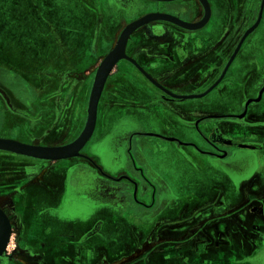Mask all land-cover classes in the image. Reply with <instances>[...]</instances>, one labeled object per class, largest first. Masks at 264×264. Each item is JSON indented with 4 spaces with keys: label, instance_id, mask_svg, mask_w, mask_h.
<instances>
[{
    "label": "crops",
    "instance_id": "crops-1",
    "mask_svg": "<svg viewBox=\"0 0 264 264\" xmlns=\"http://www.w3.org/2000/svg\"><path fill=\"white\" fill-rule=\"evenodd\" d=\"M23 1L10 0L6 6L5 1L0 2V15L7 14L0 20V38L8 39L9 43L16 34L22 38H42L41 42L32 43L37 51L29 53L31 60L37 56L34 59L40 62L21 63L24 66L21 67L0 60V91L4 93V98H0V138L37 144L44 133L41 137L34 136L33 131L43 130L42 122L48 114L55 116L52 107L45 103V97L57 88L54 80L64 76L65 85L73 82L75 75L92 66L94 54L103 55L113 48L121 33L112 39L115 26L119 24L122 31L127 23L121 13L113 11V16L111 13L113 5L122 8L120 0H32V6L38 9L34 20L27 17ZM211 1L214 11L210 22L200 29L190 30L187 45L173 34L164 40V44L159 43L162 51L157 50L160 54L182 55L187 49L192 62L200 66L197 79L187 81L191 90L187 104L180 106L187 111L184 116L170 114L164 102L148 96L130 115L138 127L130 125L129 128L123 124L127 117L119 107L96 113L95 128L89 141L90 144L101 141L104 146L100 150H107L111 142L124 141L133 129L139 131L134 138L137 139L136 145L158 176L156 180L150 178L146 182V194H140L138 182L125 176L117 178L121 167L108 164L106 157L101 156L98 161L96 153L56 162L52 172L48 173L47 169L39 172L37 166L17 164L14 154L0 152V185L3 182L9 198L19 199L25 222H30L27 215L31 214L33 225L28 234L32 239H40L39 229L43 223L59 229L63 237L68 235L70 240L78 239L97 225L98 231L89 241L79 245L77 240L68 242L67 238V243L64 242L60 250L56 248V252L49 250L51 235L46 240L41 239L39 245L47 248L45 261L58 260L64 253L71 254L75 250L78 256L81 252V255H87L95 250L97 242L112 247L124 238L121 246H126L129 240L123 236V231H137L147 223L158 227L164 220L173 221L187 213L190 218L183 224L187 226L182 228L187 232L174 235L175 244L172 245L195 255L194 259L187 260V264H264V99L257 104L264 86L249 107L248 124L232 119L239 118L236 115L240 108V89L257 84L259 80L256 79L260 76L264 81V1L253 0L257 15L242 24L239 22L235 49L228 43L219 54L209 56L211 35L229 28L225 24L231 22V25L234 17H240V12L235 14L231 7L242 9L246 2ZM190 5V17L196 18L198 8L193 3ZM156 8L157 5L149 4L142 9L144 13L139 11V15ZM222 8L225 9L223 17L217 11ZM175 14L187 17V10ZM141 27V32L155 31L149 23ZM111 29L112 33L109 32ZM170 30L178 31L175 28ZM219 34L224 40L229 37L226 32ZM34 72L39 75L35 77ZM167 81L171 83V80ZM172 106L176 109L178 105ZM70 119L71 115L68 116ZM32 120L38 121L32 123ZM71 124L75 122L72 120ZM186 125L187 128L183 127ZM164 126H170L175 133L182 131L181 135L186 133L187 142H190L187 148H180L172 142H178L177 139L163 138ZM94 133L96 139L93 141ZM204 137L220 144L219 148H225L226 152L219 157L217 150L203 143L207 142ZM246 151L254 152L256 159H242ZM152 157L155 160L152 161ZM121 187L126 194H118ZM158 191L160 198L165 199L162 218L157 216L144 222L140 216L154 211ZM43 211H48L46 217L40 215ZM33 248L29 244L19 247L17 257L26 264L42 261L41 254H34ZM121 250L122 247L111 253L106 261L125 264L133 259L130 253L120 254ZM52 253L56 254L53 256ZM178 261L181 264L182 261ZM145 263L165 264L158 257Z\"/></svg>",
    "mask_w": 264,
    "mask_h": 264
},
{
    "label": "flooded vegetation",
    "instance_id": "flooded-vegetation-1",
    "mask_svg": "<svg viewBox=\"0 0 264 264\" xmlns=\"http://www.w3.org/2000/svg\"><path fill=\"white\" fill-rule=\"evenodd\" d=\"M206 2L208 6V19L205 25L210 22V17L214 11V6L211 5L212 1L206 0ZM190 3L195 4L198 8L199 13H195L196 18L190 17ZM149 4L157 5V8L155 10H148L143 15L149 13L166 14L175 17L185 23H197L201 21L205 16V8L199 0H172L168 2L155 0H120V5L122 8L118 9L116 8V5H113L111 13L112 16L113 11L115 13H119V15L121 13L123 21L125 20L126 23L129 24L130 22L143 16L139 15V11L142 12V9H144L146 6H149ZM219 4H222V1H220ZM244 6L245 7L242 9H237V6L231 7L235 14H239L240 12V17H234L232 21L233 23L231 25H229L231 22L225 24L229 27L224 30V32L227 33V36H229L227 39L225 38L226 40L220 38L222 34L219 33L224 32H219L217 34L211 35L212 40H208V46H210V50L208 51L210 52L208 54L209 56L211 54H219L222 51V48H224L228 43L230 47L233 46L235 49V40L238 36L239 22L240 24H242L243 22H247L257 15V13H255L254 11L253 0L251 3L250 0H246ZM185 9L187 10V17L176 16V11L183 12L185 11ZM217 11L221 14V17H223L225 9H217ZM119 15L116 17H119ZM149 24H152L155 27V31L141 32L140 30L142 29V27H140L135 30L127 39L124 50L125 58L117 63L115 69L107 77L97 107L98 113H104L107 111V109L110 110L114 109L115 107H119L121 111H123V114L127 117V119L125 118L126 120H123V124H127L129 128L130 125L131 127H138V125L133 122L136 120H132V117H130V115L132 116V113H134L135 109H137V106L141 105L142 100H144L145 96H148L149 99L159 98L162 102H164V106L167 108L170 114H178L180 116H184L187 111L185 112V110L183 108H180V106L184 107L187 104V95L191 90L190 83H187V81H194L195 79H197V70L200 68L199 64H197L196 62H192V60L190 59V55L187 54V49L182 55H169L165 53L160 54L157 52V50L162 51V49H159V43L164 44V40L169 39V37H171V35L173 34L178 35L177 39L183 40L187 45V39L189 37L190 30L182 28L179 25L168 21H154ZM210 25L211 24H209V27ZM173 28L177 29L178 31H171L170 29ZM243 32L241 33V35L244 34ZM213 37H216V39L214 40ZM153 44V47L146 48V46ZM108 51L109 50H107L103 54V56L106 55ZM95 57L96 56L94 54V59ZM169 59L170 61H168ZM226 63L223 64L222 69L224 68ZM161 65H164V67H161ZM85 73L86 69L85 71H82L75 75L73 82H68L71 84L67 83V85H65L64 83V76L58 78L59 80H54L55 83L57 82V85L55 86L57 88H55L51 95L49 94L47 97H45V103L47 102V105L49 104V106L52 107L55 116L50 117V114H48L46 119L42 122V127L45 126L43 130L41 132L33 131V133H36L34 134V136L40 135L41 137L44 133L41 141L34 145L62 146L66 144L64 143L62 138L65 136L66 131L70 128L69 124H71V121L73 120L75 122L74 125H76L78 121L79 115L77 113L80 104V96L77 97L79 93H77L76 90L80 88V86H78L80 76H83ZM228 73H230V70H228ZM262 78L263 77L260 76L256 79V81L259 80L257 84H251V86L242 87L238 92L240 108L238 109L236 116H239V118H232L234 121L239 120V123L241 124H248L249 121L246 119V116L248 114L249 107L254 104V100L257 99V97L261 93V89L264 86V81ZM168 79L171 80V83L167 81ZM3 86L4 89H6L5 84ZM3 94L4 93L0 91L1 99L4 98ZM103 97L104 100L102 101ZM263 99L264 92L262 93L261 98L257 102V104L262 102ZM105 100H108V102H105ZM168 103H170L171 105H169ZM173 104L178 105L176 109L173 108ZM244 113L245 115H243ZM69 115H71L72 118L70 120H68ZM37 121L38 120H32L31 122L33 123ZM74 125H72L71 127H73ZM183 127L187 128V125ZM181 132L175 133L171 130L170 126H164V131L162 132L161 136L163 138L165 137L169 139H177L178 142H172L180 148H187V143L190 142H187V134L184 133L183 135H181ZM138 133L139 131H137V129L131 130L130 134L125 136L124 141L117 143L111 142L112 145H108L107 150H100V148L103 149L104 146L102 145L101 141H94L91 144L89 143V147L87 146V143L85 145L87 146V149L85 148L86 150H83L85 147L84 146L79 153L86 155L87 153H96L98 154V157H95L98 161H101V156L106 157V161L108 164H112L116 167H121L118 170V173H120L118 174L117 178L125 176L128 177L130 181H134L136 183L138 182V185H140V194H146L145 191L148 188V184L146 182L150 178L156 180L158 176L154 173L150 165L147 163L146 159H144V157L142 156L141 150H139V146L136 145L137 139L134 140V138L138 135ZM204 139H206V137H204ZM110 140H112V138ZM206 141L207 142L203 141V143L208 148L212 147V149L217 150V155L219 157L222 156L223 152H226L225 148H219L220 144H214L208 139H206ZM164 143H168V141H165ZM16 157L17 164H24V166H37L39 168V172L42 169H47L48 173L52 172L56 164V162L48 163L46 161L40 160L31 161L19 156ZM80 159H83V157H81ZM39 172L37 173L36 177L39 175ZM126 185H130V183L125 184V186ZM118 190L119 188L116 191ZM0 193H2L3 195L0 196V210L7 217L9 224L8 243L11 241V238L14 237V244L18 250L16 255L9 257L13 258V260H9V264H26L22 260H20L17 255L19 254V247H24L27 244L34 247V254L40 253L42 256L43 260L40 262H36V264H111L107 262L106 259L110 258L109 256L111 253H115L117 250H120L121 247L122 250L121 252L119 251L120 254L130 253L133 258L125 264H146L145 262H151L152 259L157 257L162 259L165 264H180L178 260L182 261L181 264H187V260L189 259L187 258V250H183L182 247L172 246L173 244H175V241L173 239L174 235H184L183 233L187 232L186 230L182 229L187 226L183 224H186L187 219L190 218L187 217L186 213L185 215L181 214L177 219L173 221L164 220L161 223L162 225L158 227L157 225H148L147 223L145 226L139 227L137 231H123V236L125 238L127 236V240H129L126 243L128 244L126 246H121V244H124V238L121 239L122 241H116L115 246L113 245L112 247L97 242L94 246L96 247L95 250L92 249L87 255H81V252L80 256H78L79 253H76L75 250L74 252H72L73 254L64 253V256H60L58 260L48 259L49 261H45V251L47 250V248L41 247L38 242L41 239H48V237L51 235L50 239H48L49 241H51L49 250H53L54 252H56L58 248L59 250L60 248L62 249L64 242L67 243V238H69L70 240V236L66 235L65 237H63L64 235L61 233V231H59V229H54L52 225L50 226L46 223H43L42 228L39 229L41 231L40 239H32L28 234L33 225V223L31 222V214L27 215L28 219H30V222H25L27 220L21 213L20 202L18 201L19 199L8 197L9 192L3 185V182H1L0 185ZM118 194H126L124 192V188L121 187V190L120 192H118ZM157 194L159 196L157 197L158 204L156 208L148 215L140 216V219H142V221L147 222L148 219H154L157 218V216L162 218L161 214L163 213L165 199H162V197L160 198V191H158ZM47 213L48 211H43L40 215L46 217ZM21 223L24 224V227L21 226ZM97 229V225H94V227L87 230L78 239H73L68 242H74L75 240H77L79 245H82L86 241H89V239L95 233H97ZM133 235L135 236V238H133ZM181 241L183 242V239ZM133 250L134 252H132ZM55 254L56 253H54V255ZM193 257L195 258V256ZM129 258L130 257H128V259ZM81 260L83 262L79 263Z\"/></svg>",
    "mask_w": 264,
    "mask_h": 264
},
{
    "label": "water",
    "instance_id": "water-1",
    "mask_svg": "<svg viewBox=\"0 0 264 264\" xmlns=\"http://www.w3.org/2000/svg\"><path fill=\"white\" fill-rule=\"evenodd\" d=\"M155 1H171V0H155ZM205 8L204 18L197 23H185L175 17L160 14L149 13L146 14L125 26L119 34L117 41L113 48L104 56L100 62L92 84L87 105V118L83 130L78 137L71 143L62 146H41L34 144H25L12 139L0 138V151L9 152L14 155H22L33 159L59 161L68 158L80 156V150L89 141L96 123V113L98 101L103 90V86L107 77L115 64L122 58H125L124 50L126 41L130 34L143 25L153 22V20H164L179 25L188 30H196L202 28L208 15V6L206 0H199ZM264 1V0H263ZM263 3V2H262ZM261 14V13H260ZM259 14V17H260ZM259 17L258 20L259 21ZM258 23V22H257ZM256 23V24H257ZM255 24V25H256ZM254 25V27H255ZM252 27V29L254 28ZM9 238V224L7 217L0 210V254L5 250Z\"/></svg>",
    "mask_w": 264,
    "mask_h": 264
},
{
    "label": "rangeland",
    "instance_id": "rangeland-1",
    "mask_svg": "<svg viewBox=\"0 0 264 264\" xmlns=\"http://www.w3.org/2000/svg\"><path fill=\"white\" fill-rule=\"evenodd\" d=\"M3 1H5V6H6L7 2L10 1V0H0V2H3ZM16 3H17V1H16ZM34 4H35V2H34ZM32 5H33L32 0H24L22 2V6L26 9L27 17L34 20V19H37L36 17H37L38 9H36L35 6H32ZM55 5H57V4H55ZM107 5H109V4L107 3ZM24 8L21 9V10H23V12H25ZM4 17H7V14L2 15V16L0 15V20H2ZM122 23H123V21H122ZM124 23H126L125 20H124ZM115 27H117V28L115 29L116 32L113 33L112 39H113V37L115 35H118L119 32H121V30H120L121 26H119V24H117ZM109 32L112 33V29ZM11 36H13V35L11 34ZM41 41H42V38H40V39L22 38V37H17V34H16L15 37H12V39L10 40V43H9L8 39H5V38L2 39V37H1L0 38V60L2 62L5 61L6 63L10 61L11 64H13V66L17 65V66H21V67L23 66L21 63H30V62L32 64L33 63H39L40 61H37L36 59H34L37 56H33V60H31L30 56H29L30 55L29 53L37 51V47H34L32 43L36 44V43H39ZM111 41L114 42V40H111ZM124 55H125V53H124ZM103 58H104L103 55H99V56L97 55L95 57V61L92 64V66H90L89 69H86V73L83 76H80V80L79 81L76 80V81H78V84H79V85L78 84L77 85L80 86V88H78L76 90V92L79 93V95L77 97L80 96V99H79L80 100V104H79L78 113H77L79 116H78V121H77L76 125L71 127L72 125L69 124L70 128L66 131L65 136L62 138V140L66 144H69L73 140H75L78 137V135L81 133L83 128H84V125H85V122H86V118H87V105H88L89 95H90V92H91L94 76H95L96 70H97V68H98V66H99V64H100V62L102 61ZM122 59H120L119 61H121ZM117 63L115 64V66L113 67L111 72L115 69ZM30 66L32 67L31 64H30ZM33 66H35V64ZM34 74H35V77H37L39 75L37 72H34ZM95 136L96 135L94 133L93 137H92V140L96 139ZM89 143L90 142H88L87 146L89 145ZM87 146H85L83 150H86ZM243 154H245L244 157H242V159H244V160L247 159V158L256 159V157L254 156L255 153L252 152V151H248V152L246 151ZM16 156H19L21 158H24L26 160H31V161L32 160L33 161L39 160V159H33V158H29V157L22 156V155H16ZM151 160L153 161V160H155V158L152 157ZM40 161H46L48 163L58 162V161H48V160H40ZM59 161H61V160H59ZM157 162H158V159H157ZM167 163L168 162L166 161L165 165ZM13 238L14 237L11 238V241L9 243L7 242V246H6L5 250L0 254V264H9L8 263L9 260H13V258H9V257L13 256V255H16V253L18 252L17 247L14 244V239ZM18 255H20V254H18ZM193 256H195V255L192 254L191 252H187V258L194 259ZM20 260H22V258H20Z\"/></svg>",
    "mask_w": 264,
    "mask_h": 264
},
{
    "label": "bare ground",
    "instance_id": "bare-ground-1",
    "mask_svg": "<svg viewBox=\"0 0 264 264\" xmlns=\"http://www.w3.org/2000/svg\"><path fill=\"white\" fill-rule=\"evenodd\" d=\"M172 1V0H171ZM164 2H168V1H164ZM207 19H208V16H207ZM153 21H155V20H153ZM156 21H164V20H156ZM132 34V33H131ZM130 34V35H131Z\"/></svg>",
    "mask_w": 264,
    "mask_h": 264
}]
</instances>
